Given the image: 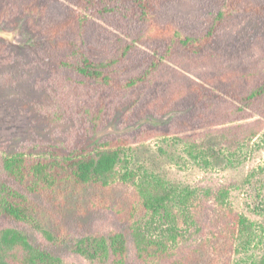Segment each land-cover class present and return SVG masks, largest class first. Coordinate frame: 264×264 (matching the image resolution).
<instances>
[{"label":"trees","instance_id":"trees-1","mask_svg":"<svg viewBox=\"0 0 264 264\" xmlns=\"http://www.w3.org/2000/svg\"><path fill=\"white\" fill-rule=\"evenodd\" d=\"M55 1L0 0V25L20 26L33 39L34 63L62 76L55 91L47 93L62 119V109L68 112L65 94L72 92L71 109L83 133L73 145L45 143L0 154V264H77L58 252L67 243L94 264H129L132 253L140 264L225 261L253 231L227 190L185 188L180 196L171 190L144 191L127 151L157 138L179 140L191 151L213 135L248 144L261 133L264 71L238 65L232 55L224 58L229 48L216 40L220 29L242 14L258 19L263 30L264 3L219 0L207 29L196 34L160 19L168 0H65L54 19ZM111 13L136 27V33L114 54L95 60L85 49L88 28L93 19ZM138 44H151L152 53L136 56ZM8 48L0 42V65L11 63L2 58ZM169 115L167 124L93 139L111 121L135 125L148 116ZM83 205L111 210L122 230L73 235V208ZM75 225L84 230L83 224ZM26 227L46 244H37Z\"/></svg>","mask_w":264,"mask_h":264},{"label":"rangeland","instance_id":"rangeland-1","mask_svg":"<svg viewBox=\"0 0 264 264\" xmlns=\"http://www.w3.org/2000/svg\"><path fill=\"white\" fill-rule=\"evenodd\" d=\"M253 2L259 5L264 0ZM67 4L65 0L55 1L50 16L56 19V7ZM219 5V0H168L163 4L160 19L172 22L185 32L200 34L207 29L210 17ZM257 22L258 19L242 14L220 29L216 41L219 46L229 48L224 50V58L232 55L236 64L256 65L264 71V29L261 30ZM135 33L136 27H129L118 14L95 18L88 28L86 52L95 60L105 59L114 54L122 41H130ZM0 42L9 45L8 54L2 58L11 62L10 65H0V154L33 150L45 143L73 145L79 142L83 132L71 109L73 94L65 89L68 92L65 94L68 112L62 109L65 117L61 119L59 109L47 92L55 91L54 87L62 76L47 72L34 63L29 53L33 39L22 33L20 26L1 24ZM137 46L138 57L152 53L151 44ZM168 64L174 66L171 62ZM197 69L200 73L206 72V68ZM183 73L187 78L198 79L194 73ZM251 114L258 117L256 113ZM172 117L148 116L135 125L111 121L93 139L129 134L143 125L167 124ZM127 156L130 168L141 176L144 191L171 190L180 196L185 188L226 189L228 200L252 221L253 231L237 242L233 255H227L226 260L219 263L264 264V129L248 144L222 142L213 135L203 139L195 151L179 140L157 138L143 145H133ZM72 213L69 230L75 236L87 230H122L111 210L83 205L81 209L74 207ZM77 221L84 225V230L75 225ZM0 223L4 221L0 219ZM26 229L37 244H46L31 227ZM58 252L77 264H94L71 251L69 243ZM130 260L129 264H140L133 253Z\"/></svg>","mask_w":264,"mask_h":264}]
</instances>
